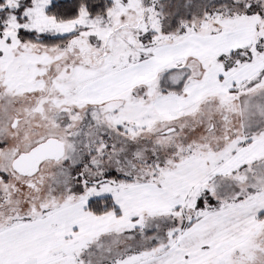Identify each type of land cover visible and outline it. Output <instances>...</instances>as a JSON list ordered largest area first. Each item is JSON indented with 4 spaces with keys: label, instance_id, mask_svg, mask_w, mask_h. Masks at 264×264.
<instances>
[{
    "label": "snow or ice",
    "instance_id": "1",
    "mask_svg": "<svg viewBox=\"0 0 264 264\" xmlns=\"http://www.w3.org/2000/svg\"><path fill=\"white\" fill-rule=\"evenodd\" d=\"M0 264H264V0H0Z\"/></svg>",
    "mask_w": 264,
    "mask_h": 264
}]
</instances>
